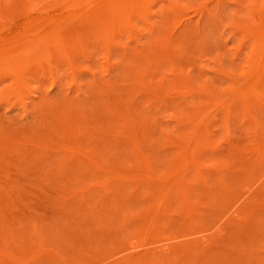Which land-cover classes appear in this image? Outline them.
Here are the masks:
<instances>
[{
	"label": "rangeland",
	"instance_id": "rangeland-1",
	"mask_svg": "<svg viewBox=\"0 0 264 264\" xmlns=\"http://www.w3.org/2000/svg\"><path fill=\"white\" fill-rule=\"evenodd\" d=\"M124 1L125 5L120 3L124 6L122 14L120 9L114 12L113 6V11L106 10L107 16L103 11L105 20L101 15L97 23L101 24L102 19L104 27L99 28L110 29L109 34H115L112 37L96 32L100 31L97 24V28L88 27L89 30L86 23H81L90 34L82 31V25L77 22L79 28L73 24L61 28L68 39L80 43L82 50L79 43L76 47L80 50H73L77 53H73L75 74L65 63L51 70L58 82L56 86L50 84L48 64L46 66L44 58L40 60V53H31L36 61L23 62L25 76L23 67L19 66L22 72L18 74L27 85L23 86L18 101L12 103L8 92L2 91L12 85L14 72H10L12 78L0 73V264H118L125 255L136 253L152 261L150 264H264V214L256 218L258 221L255 219L257 225L253 223L252 229L234 232L225 241L207 248L195 246L189 253L174 249L165 253L163 249L185 240L197 245V240L208 234L219 236L215 227L232 216L228 212L221 218L225 204L221 207L219 203L226 200L227 195L229 202L232 193L235 190L241 193L240 188L247 182L264 181V161L259 163L252 152L256 143L264 145V108L251 103L257 124L254 126L251 117L239 108L233 110L226 122L225 108L220 106L237 88L245 91L248 102L254 101L252 92H257L264 100V74L256 86L245 80L252 72L260 41L259 34L253 37L251 30L262 26L250 5L260 0H220L219 4L216 0H145L144 3L128 0L130 5ZM136 3H143V7ZM54 4L49 1L42 11L31 10L2 24L0 45L3 40L6 48L14 49L19 45L18 50L23 49L24 53L16 50L17 47L11 53L18 52L20 65L25 59H21V55L31 52L28 48L32 47V42L39 40L48 26L51 28L72 12ZM197 6L205 9L200 12ZM25 22H35L32 28L35 31H29L35 33L19 36L16 32L22 31ZM69 28L74 29L70 35ZM77 30L82 32L78 34ZM4 42L0 46V71L8 65L3 59L12 56ZM40 67L45 68L44 76ZM73 75L76 84L72 85ZM146 86L151 93L159 97L168 94L169 98L159 102V106L157 102L151 103L143 96ZM206 86L214 92L210 99L198 93ZM186 89L192 94L184 93ZM44 92L48 93L50 100L47 101H53L51 104L58 105L61 111V118L58 121L55 118L57 128L54 119L45 122L38 117L39 96ZM105 99L133 113L135 117L128 127H124L120 118H109L103 109ZM198 100L211 116L206 124L207 135L214 143L221 140L218 148H209L196 157L202 176L196 175L198 169L184 164L176 151L167 146L169 137L189 130L176 120L183 114L188 115L187 111L195 113L191 105ZM66 116L70 122L75 121L74 126L73 122L66 124ZM121 127L132 130L134 136L142 131L140 152L146 157V164L140 161L139 152L132 148L125 134L120 133ZM64 128L71 133H63ZM39 129L47 133L40 130L39 134ZM41 134L48 139L43 140ZM35 142L45 148L34 150L31 144ZM57 144L67 149L59 150L54 147ZM230 144L242 148L235 162H226L233 153ZM83 155L95 158L102 169L83 164ZM219 167L226 168V174H230L227 185L235 192L228 193L223 188L216 175ZM108 171L112 175L107 174ZM182 173L184 201L172 194ZM167 193L173 196L169 209ZM155 213L159 216L152 224L151 215ZM201 215L205 219L200 220ZM204 220L210 223L208 227L202 224ZM202 228L207 230L200 231L204 230Z\"/></svg>",
	"mask_w": 264,
	"mask_h": 264
},
{
	"label": "bare ground",
	"instance_id": "bare-ground-1",
	"mask_svg": "<svg viewBox=\"0 0 264 264\" xmlns=\"http://www.w3.org/2000/svg\"><path fill=\"white\" fill-rule=\"evenodd\" d=\"M49 1H54V3L55 4H57V5H62V7L64 8V10L65 9H67L68 11L69 10H72V12L68 15V16H65L64 18H62V19H59V20H57V22L55 23V24H53V25H51L52 27L50 28V26H48L49 27V29H47L46 28V30L43 32V33H41L42 35V37L39 39V38H37V36H36V38L37 39H39V40H37V41H34V42H32L33 43V45H32V47L30 46V48H28V50H30L31 52H25L26 54H28L29 56H25L24 54L23 55H21L22 53H24L23 52V49H22V51L21 50H18V48H21V47H17V46H19V45H17L16 46V44L14 45V46H16L17 47V49L16 50H18V51H20V55L22 56H20L21 57V59H23V58H25V59H23L22 60V64L20 65V63H21V61L18 59V52H16V53H14V54H16V55H12V53H13V51L12 50H14L15 51V48L13 49V47L10 49V48H8V52H10L9 53V55H12V56H4L3 58V60H4V64H6L7 62H8V65H5V67L3 66V69L4 70H2V71H0V73L1 72H4L5 74L4 75H6V76H8V75H10L11 73L10 72H14V75H15V77H11V75L9 76V77H11L12 78V85L10 86L9 85V87L8 86H6V87H8L7 89H6V87H4L6 90H3L2 89V91H4V92H8V97H9V100H11L12 101V103L13 102H15L17 99L19 100V98L21 99V95H22V91L24 90L23 88L24 87H26L25 86V81H24V79H23V77L21 76V75H19L18 74V72L19 71H21L20 69V67H23V69H24V67H26L25 65L26 64H24L23 62H32V61H36L37 59H36V57H34L31 53H36V54H42V55H44V57H42L40 54H39V56L42 58V59H40V57H39V59L40 60H42V61H44L45 60V62L44 63H46V66H47V64H48V66L46 67L47 69H48V71H49V75L51 74V76H50V78H51V81H50V84L51 85H53V86H56L55 84L56 83H58L57 82V80L54 78V76H53V72L51 71L52 69H56L58 66H62V65H60V64H68L69 65V69H70V71H71V73L72 74H75V67H74V55H73V53H75L76 51H73L74 49L75 50H80L81 49V47H80V43L79 42H76V40H70V38L68 39L67 38V33H65V32H61V28H63V26L65 25V26H68V24H73V25H76L77 26V28H79L78 26H80V25H82V31H84V30H86V31H88L87 29H83V27H84V25L83 24H81V23H86V25H87V27L86 28H91V27H96V24L97 23H100L99 22V18H101V15L103 14L104 15V13H103V11L104 12H106L105 14V16H107L108 15V13H107V11L108 10H110V9H112V7L114 6V8H115V10H114V12H117L116 11V9H120L119 11H120V13H121V9H122V7H124V6H122V5H125V1L124 0H0V31L3 29V23L5 22V21H8V20H12V18H14V17H18V16H22V15H24V14H26V13H28L29 11H31V10H41L42 11V8H44L46 5H47V3L49 2ZM132 1V0H131ZM131 1H129L128 2V0H127V3L129 4ZM136 1V0H135ZM139 1V0H138ZM137 1V2H138ZM141 2H143V1H145V0H140ZM219 1L220 0H216L215 1V3L216 4H219ZM133 2H134V0H133ZM146 2H147V0H146ZM120 3L122 4V3H124V4H122L121 6H120ZM144 3V2H143ZM142 3V4H143ZM54 4V5H55ZM132 4V3H131ZM134 4V3H133ZM136 4H139V3H136ZM141 4V5H142ZM53 5V6H54ZM117 5H119V6H117ZM130 5V4H129ZM140 5V4H139ZM140 5V6H141ZM200 5V4H199ZM118 8H117V7ZM256 12H257V14H258V16H259V19L261 20V22H262V26L260 27V26H255L254 28H253V30H251L252 32H254L252 35H253V37H255L257 34H259V35H257L259 38H260V41H258V46L256 47V55H255V57H254V60H253V66H252V72L249 74V75H247L246 76V81L248 82V83H250V84H252L253 86H256L257 85V82L259 81V78L261 77V75L262 74H264V0H260V1H258V2H255V3H252L251 5H250ZM56 7V6H55ZM121 7V8H120ZM141 7H143V6H141ZM197 7H199V6H197ZM201 7V6H200ZM196 8V9H199V11L201 10H203V9H205L204 7H201V8ZM47 8V7H46ZM45 8V9H46ZM113 8V9H114ZM206 8H207V6H206ZM113 9H112V11H113ZM44 10V9H43ZM80 10V12H77V11H79ZM107 10V11H106ZM122 11H124V10H122ZM200 11V12H201ZM194 12H196V11H194ZM119 13V14H120ZM130 13V11H128V14ZM198 13V12H197ZM15 14H18L17 16L15 15ZM122 14V13H121ZM203 14V13H202ZM102 15V16H103ZM118 15V14H117ZM14 16V17H13ZM100 16V17H99ZM105 16H103L102 17V19H103V21L105 20ZM12 17V18H11ZM48 19V18H47ZM50 19V18H49ZM48 19V20H49ZM102 19H100L101 20V24H97V27L99 28V26L100 25H102L103 27H104V23L102 22ZM38 20V19H37ZM46 20V18L44 19V21ZM51 20H53V18H51ZM187 20H189V19H187ZM35 22H36V19L34 20ZM44 21H41V22H44ZM186 21V20H185ZM192 21V20H191ZM35 22H33V23H35ZM41 22H39V24L41 23ZM51 22V21H50ZM50 22H48V23H50ZM75 22H77V23H80V25H78L77 23H75ZM188 22V21H187ZM33 23L32 22H25L24 23V25H23V28H22V31H20L19 33H17L16 32V34H20V35H22V34H34V33H32V32H29V31H31L32 30V28H34V25H33ZM47 23V24H48ZM75 23V24H74ZM189 24H190V22H188ZM195 23H196V21H195ZM43 24V23H42ZM44 24H46V22L44 23ZM38 25V24H37ZM36 25V26H37ZM41 25V24H40ZM113 26H114V24H112ZM43 26V25H42ZM41 26V27H42ZM45 26V25H44ZM75 26V27H76ZM195 26V25H194ZM193 26V27H194ZM39 27V26H38ZM37 27V28H38ZM84 27V28H85ZM96 27V28H97ZM101 27V26H100ZM103 27H101V28H103ZM191 27V26H190ZM192 27V28H193ZM36 28V27H35ZM76 28V29H77ZM88 28V29H89ZM101 28H99L98 30H100V31H96V32H100V33H104V34H102V35H104L106 38H108L107 36H113V35H115V34H109L110 32L109 31H111L110 29H109V31H108V29H106V28H104V30L103 29H101ZM66 29V28H65ZM70 29V28H69ZM68 29V30H69ZM72 29V28H71ZM70 29V31L68 32L69 33V35L72 33L71 31H73V30H71ZM114 29V28H113ZM195 29V28H194ZM260 29H261V31H260ZM67 30V29H66ZM90 30V29H89ZM92 30H94L95 31V29H91V31ZM106 30V32H103V31H105ZM32 31H35L34 29L32 30ZM78 31V30H77ZM81 31V32H82ZM93 31V32H94ZM37 32H38V30H37ZM39 32H42V31H39ZM81 32H79L78 31V34L79 33H81ZM89 32V33H88ZM87 33L86 32H84V33H86V34H90V31H88ZM74 33V32H73ZM1 34V33H0ZM3 34V33H2ZM40 34V33H39ZM38 34V35H39ZM58 34H63V35H61V37H59V35ZM64 34H65V36H64ZM92 34V33H91ZM93 34H95V33H93ZM97 34V33H96ZM19 35V36H20ZM37 35V34H36ZM64 36V37H63ZM103 36V37H104ZM39 37H40V35H39ZM63 37V38H62ZM67 38L68 40H65L64 38ZM69 37V36H68ZM104 37V38H105ZM22 38V37H21ZM19 41H20V39H19ZM65 41H67V42H65ZM68 41H70L72 44H70V42H68ZM73 41H74V43H73ZM3 42H4V40H3ZM3 42H2V44H3ZM13 42H14V40H13ZM31 41H29V42H27V43H30ZM75 42L77 43V44H75ZM106 42H107V39H106ZM7 44H8V42H6ZM78 43H79V46H78ZM1 44V45H2ZM18 44V43H17ZM26 44V43H25ZM24 44V45H25ZM69 44H70V46H69ZM0 45V46H1ZM4 45H5V48H6V44H5V42H4ZM4 45L2 46V47H4ZM24 45H23V48H24ZM30 45V44H29ZM76 45L78 46V47H80V49H77V47H76ZM107 45V44H106ZM8 46H10V45H8ZM28 47V46H27ZM26 47V48H27ZM6 48V49H7ZM25 48V49H26ZM9 49H10V51H9ZM83 49H84V47H83ZM1 50V49H0ZM2 50H4V49H2ZM82 50V49H81ZM164 50L165 49H163L162 51L164 52ZM167 50H169V49H167ZM171 51H172V49H170ZM106 53L108 54V51H109V47H108V45H107V47H106ZM166 51V50H165ZM0 52H2V51H0ZM12 52V53H11ZM54 52H57L58 54H55L54 55ZM80 52V51H79ZM75 54H77V53H75ZM164 54H165V52H164ZM0 55H2V54H0ZM58 55V57H56L55 58V56H57ZM73 57H72V56ZM31 56H33L34 57V59H36V60H34L33 58H31ZM165 56V55H164ZM29 58H31V59H29ZM43 58H44V60H43ZM5 59H6V63H5ZM28 59V60H27ZM38 59V60H39ZM30 60V61H29ZM19 61H20V63H19ZM39 62V61H38ZM9 63H10V65H9ZM40 63V62H39ZM23 64H24V66H23ZM41 64V63H40ZM12 65V66H11ZM43 65V64H42ZM2 66V65H1ZM20 66V67H19ZM43 67V66H42ZM49 67V68H48ZM2 68V67H1ZM20 68V69H19ZM41 68V67H40ZM42 70H41V72H42V74H43V76H44V73H43V70L45 69H43V68H41ZM24 72H22V74L23 73H25L26 72V68L23 70ZM20 72V73H21ZM47 72V70H45V73ZM7 73H9V74H7ZM1 74H3V73H1ZM24 76H25V74H23ZM47 75H48V72H47ZM1 76V75H0ZM42 76V75H41ZM42 76V77H43ZM8 77V78H9ZM45 77H46V75H45ZM2 78H4L3 76H2ZM15 78V80H13ZM49 78V79H50ZM0 79H1V77H0ZM27 79V78H26ZM44 79V78H43ZM47 79V78H46ZM45 80V79H44ZM1 81V80H0ZM2 82V81H1ZM71 82H72V85H73V83H75L76 81H75V76L73 75V77H72V80H71ZM238 82V81H237ZM69 84H71V83H69ZM76 84V83H75ZM74 84V85H75ZM134 83H132V85H133ZM27 85V84H26ZM24 86V87H23ZM205 87V86H204ZM10 88V89H9ZM103 89V88H102ZM105 89V88H104ZM37 90V89H36ZM35 90V91H36ZM144 91V97L146 96L147 98V100L148 101H150L151 103L153 102V103H155L156 104V102H157V105H158V103L159 102H161L162 103V101H164L165 99H168L169 98V96H168V94H166V95H164V96H162V97H159V96H157V95H155V94H153V93H151L150 92V90H149V88L146 86V88H144L143 89ZM187 91H185L184 93H186V94H192V91L191 90H188V89H186ZM210 89L209 88H207V86H206V88H202V89H199V91H198V93H200L201 95L203 94V96L206 98V99H210V98H212L213 97V93L212 92H210L209 91ZM30 91H31V89H30ZM67 91H68V86H67ZM209 91V92H208ZM1 92V91H0ZM31 92H33V91H31ZM64 92H66V91H64ZM3 93V92H2ZM212 93V94H211ZM143 94V93H142ZM61 95V94H60ZM231 95V94H230ZM252 96H253V98H254V101H252V102H248L247 101V99L245 98L246 97V93H245V91L244 90H242V89H238L237 88V90H235L234 92H233V95L232 96H230L229 98H227V100L225 101V102H222V103H220V106H223L224 108H225V121L226 122H228V120H229V118H230V116H231V114H232V112H233V110H235L236 108L238 109H241L246 115H248V116H250L251 117V119L253 120V122H254V126H257V124H256V122H255V115H254V113H253V111H252V107H251V103H257L258 104V106H259V108H264V100H262V99H260V97H259V94L257 93V92H252ZM37 97V96H36ZM48 97V93H46V92H44L43 94H41L40 96H39V106L38 107H40L39 109L37 108V110L39 111V119H45V122L47 121L46 119H49V121H50V119H54L55 120V118H56V120L59 118H61V111H59V109L57 108L58 107V105H57V107H55V106H53L51 103L53 102V101H51V102H48L47 101V98ZM10 98H12V99H10ZM56 98V97H55ZM54 98V99H55ZM200 98H201V96H200ZM203 98V97H202ZM17 100V101H18ZM48 100H50V99H48ZM71 100V99H70ZM80 101V100H79ZM85 101V100H84ZM40 102H41V105H40ZM102 102H104L103 103V105L105 106V108H103V109H105V111H106V114L108 113V115H110L109 116V118H111V119H113V120H115V119H117V118H120V120L122 121V123H123V125H124V127H125V125L128 127V123L132 120V117H135V116H132L133 115V113H129V112H125V110H122L121 108H119L118 107V104H116V105H112L107 99H105V101H102ZM149 102V103H150ZM2 103V102H1ZM57 103V102H56ZM160 103V104H161ZM54 104V103H53ZM58 104V103H57ZM100 104V103H99ZM99 104H98V106H99ZM159 104V105H160ZM153 105V104H152ZM158 105V106H159ZM37 106V105H36ZM79 106V105H78ZM96 106V105H95ZM12 107H13V105H12ZM191 107H192V110H194L195 111V113H191V111H187V114L188 115H184L183 114V116L181 115L180 117H178V119L176 120L178 123V125L179 124H184V125H186V126H188L189 127V130H187L185 133L184 132H182V134L181 135H179V136H173V137H169V135H168V137H169V139H168V143L169 144H167V146L170 148V149H172L173 151H176V154L179 156V158L180 159H182V162L184 163V164H187L188 166L190 165V166H193V167H195L196 169H198L197 170V173H196V175H200V176H202V172H201V170H200V167L197 165V159H196V157L197 156H199L198 154L200 153V154H202L203 152L202 151H207V149H216V148H218L217 146L220 144V143H218V142H220V141H217V143H214L212 140H211V137H210V135L208 134L207 135V128H206V124L208 123V121L210 120V115L209 114H207V112L204 110V105H202V101L200 100H198L197 102H195V103H193L192 105H191ZM60 109H61V107H59ZM97 108V107H96ZM95 108V109H96ZM118 108L120 109V110H118ZM98 109V108H97ZM37 110H36V114L38 113L37 112ZM117 111V112H116ZM26 112V111H25ZM62 112H64V111H62ZM65 113V112H64ZM70 113V112H69ZM68 112H67V114H69ZM38 115V114H37ZM64 115V114H63ZM62 115V117H64ZM66 115V114H65ZM108 115H107V117H108ZM135 115H136V113H135ZM68 116V115H67ZM65 117L66 119H65V121H66V124L67 123H69L70 122V120L71 119H68V117ZM71 116V115H70ZM73 116H75L76 117V115H73ZM78 116V115H77ZM37 117V116H36ZM106 117V118H107ZM70 118V117H69ZM58 119V120H59ZM136 119H137V117H136ZM56 120H55V122H56ZM57 120V121H58ZM67 120H69L68 122H67ZM110 119H108V121H109ZM30 121V120H29ZM44 121V120H43ZM63 121H64V118H63ZM63 121H62V119H61V123H63ZM74 121V120H73ZM73 121H71V122H73ZM77 121H78V119H77ZM104 121H106L105 119H104ZM107 121V122H108ZM9 122V121H8ZM55 122H53V124L55 123ZM60 122V121H59ZM70 122V123H71ZM75 122V121H74ZM74 122L72 123L73 125L72 126H74ZM110 122H113V121H110ZM48 123V122H47ZM52 123V122H51ZM60 123V124H61ZM65 123V122H64ZM114 123V122H113ZM9 124V123H8ZM59 124V125H60ZM109 124V123H108ZM24 125H25V123H24ZM49 125V124H48ZM51 125V124H50ZM55 125H57V122H56V124H54V127H55ZM68 125V124H67ZM71 125V124H70ZM58 126V125H57ZM57 126L55 127V128H57ZM53 127V126H52ZM61 127H63L62 125H61ZM61 127L59 126V128H60V130H63V129H61ZM65 127V126H64ZM111 126H109V128H110ZM113 127V126H112ZM111 127V128H112ZM7 129V128H6ZM35 129V128H34ZM67 129V128H66ZM65 128H64V131H62L63 133H71V132H69V131H65L66 130ZM68 129H70V127L68 128ZM127 129V128H126ZM29 130V129H28ZM40 130L41 129H39L38 131H37V133H39L40 132ZM121 130H123V131H120V133L121 134H125L124 136L126 137V138H128V140H130V142L129 143H131V146H132V148L134 149V150H136V152L138 151L139 152V154H138V156H139V159H140V161L142 162V163H145L146 164V162H147V159H146V157L140 152V148H141V144H140V142H139V140H140V138H141V135L143 134L142 133V131H139L140 133H139V135H133L134 133L132 132V130H124V128H122L121 127ZM13 131V130H12ZM57 131V130H56ZM33 132V131H32ZM41 132H43V134L44 133H47L46 131H44V130H41ZM123 132V133H122ZM67 133V134H68ZM34 134V133H33ZM40 134V133H39ZM168 134V133H167ZM11 136V135H10ZM37 136H39V135H37ZM37 136H36V138H37ZM42 136V138H43V140H47L48 138H46V136L45 135H40V137ZM14 137V136H13ZM10 138V137H9ZM39 138V137H38ZM11 139V138H10ZM41 139V138H40ZM9 140V139H8ZM42 140V141H43ZM49 140H51V139H49ZM13 141V140H12ZM45 141H43V143L45 142ZM4 142V141H3ZM6 142H9V141H7L6 140ZM29 142V141H28ZM53 142V141H52ZM10 143V142H9ZM20 143V142H19ZM38 143V142H37ZM36 142L34 143V144H31V145H33L34 146V150H38L37 148H40L41 149V147L42 148H45V146L43 147V146H41V145H43V144H37ZM30 144V143H29ZM45 144V143H44ZM47 144V143H46ZM54 144H55V142H54ZM229 145V144H228ZM12 146V145H11ZM32 146V147H33ZM48 146V145H47ZM50 146L52 147V145H51V143H50ZM54 146V145H53ZM31 147V148H32ZM54 147H57L59 150L60 149H62V150H66L67 149V147L65 146V145H62V146H59L58 144L56 145V146H54ZM229 147V146H228ZM230 147H231V149L233 150H231V152H233L232 153V155H231V157L230 158H228V160L226 161V162H230V161H233V162H235V161H237V159H239L240 157H239V155H240V151L242 150V148L241 147H237L236 145H234V144H230ZM229 147V148H230ZM6 148V147H5ZM30 148V147H29ZM58 149H56L55 148V150L57 151ZM18 150V149H17ZM43 150V149H42ZM50 150H52L51 148H50ZM44 152H45V150H44ZM137 152V153H138ZM229 152V151H228ZM252 152H253V155L255 156L254 157V159H256L257 161H259V163L261 162V161H264V145H261V144H259V143H256L255 144V146H253V148H252ZM41 153V152H40ZM49 153V152H48ZM231 154V153H230ZM229 154V155H230ZM37 155V154H36ZM201 156V155H200ZM80 157H82V155H80ZM59 158V157H58ZM77 158H79V157H76V159ZM83 158L84 159H82V158H80L79 159V161H77V162H81V161H84L85 163H83V164H85L86 165V163H87V165H91L92 167H94L95 169L97 168V169H102V167H101V164H100V162H98L95 158H89L88 156H84L83 155ZM198 158V157H197ZM75 159V158H74ZM82 159V160H81ZM81 160V161H80ZM72 161H74V165H78V163L75 161V160H73L72 159ZM239 161V160H238ZM77 164H76V163ZM65 164H67L66 163V161L64 162ZM81 163V164H82ZM59 165L61 164V163H58ZM71 164V163H70ZM82 164V165H83ZM252 164H253V162H252ZM240 165V164H239ZM244 164L243 163H241V166H243ZM81 166V165H80ZM77 168V167H76ZM262 168H264V167H262ZM226 172H227V170H226V168H221V167H219L218 169L216 168V175L218 176V178H220V180L222 181V184H223V188L225 189V191H227L228 193L231 191V193H232V191L233 190H229V187L230 186H228L227 184H229V183H227V182H229L228 181V177H229V175H227L226 174ZM229 173V172H228ZM262 173H264V172H262ZM107 174H109V175H112L111 174V172L110 171H108L107 172ZM234 174V173H233ZM182 175H184L183 173L181 174V177H180V180H178L175 184H174V189H173V196L176 194L177 196H179L180 198H183L182 200L184 201V199H185V197H186V195H185V191L184 190H182V180L184 179V177L182 176ZM238 176V175H237ZM262 176H264V175H262ZM236 177V176H235ZM240 177H242V176H240ZM256 177V176H255ZM234 178V177H233ZM261 178V177H260ZM241 179V178H240ZM239 179V180H240ZM237 180H238V178H237ZM181 181V182H180ZM203 182H205V181H203ZM252 181H250V183H251ZM182 183V184H181ZM248 183V182H247ZM247 183H245V184H243L242 185V187L240 188L241 190H243L241 193L240 192H238V194L236 193L237 192V190H235V191H233V192H235L234 194L232 193V197L229 199V202L227 201V197H228V195L225 197V199L226 200H224L222 203H219L220 205H221V207H222V205L223 204H225V207L223 206L221 209H222V212L224 211V213H222V215H221V218H223V216L224 215H226L228 212L229 213H231L232 214V216H233V213H234V216L232 217H230V218H228L227 217V221L226 222H224V223H219L218 225L215 223V225L214 226H216L215 227V230H217L216 232H217V234L219 235V236H215L213 233V235L214 236H212V235H204V236H202L201 237V235H200V237H201V239L200 240H197V241H199V242H197L196 244L197 245H193L194 243H192L191 241H189V240H185L184 242H181V243H173V244H170V245H168L167 247H165V248H163L164 249V251H165V253H169V251H170V249H174V251H177V252H181V253H189L195 246H197V247H204V248H207V247H209V246H211L212 244H215V243H218L219 241H225L226 239H227V237L228 236H230V235H232L234 232H237V233H242V232H244L246 229H252L253 227H255V226H253L254 224L255 225H257V222L255 223V221L257 220V219H259L260 217H261V215L262 214H264V181H260V182H258L257 180L256 181H254L253 180V182L251 183V184H247ZM206 184V183H205ZM224 185H225V187H224ZM189 188V187H188ZM227 188V189H226ZM210 189V188H209ZM212 189V188H211ZM229 190V191H228ZM171 191V190H170ZM225 193V195L226 194H228V193ZM168 194L169 193H167L166 194V196H168ZM172 194H169V197H168V203H167V207H168V209H169V207L171 206V204L170 203H172L171 202V200H172ZM224 195V196H225ZM106 198H108V197H106ZM106 198H105V200H106ZM106 202H108L107 200H106ZM228 203V204H227ZM124 204V203H123ZM227 205V206H226ZM219 206V205H218ZM122 207H124V206H122ZM120 208V209H122V210H124V208ZM223 208H225L224 210H223ZM167 209V208H166ZM121 210V211H122ZM127 210V209H126ZM125 211V210H124ZM155 210L153 209V211H152V213L154 212ZM165 211V210H164ZM123 212V211H122ZM156 213H158V212H156ZM152 214L151 216H152V218H151V222H152V224H154L155 222H156V220H157V218H156V216H157V214ZM216 213V212H215ZM161 214H163V213H160L159 212V215H161ZM158 215V216H159ZM164 215V214H163ZM203 215V214H202ZM201 215V217H200V220H201V218H202V220H203V216ZM229 215V214H228ZM157 216V217H158ZM213 216H214V212H213ZM260 216V217H259ZM213 218V217H212ZM220 218V219H221ZM257 218V219H256ZM205 219V218H204ZM216 219V218H215ZM219 219V218H218ZM219 219V221H221ZM256 219V220H255ZM159 220V219H158ZM205 221V222H204ZM203 222H202V224L203 225H205L206 226V224H207V222H206V220H204ZM216 221V220H215ZM222 221H225L224 219L222 220ZM221 221V222H222ZM258 221V220H257ZM218 222V221H217ZM254 223V224H253ZM208 224H210V223H208ZM208 224H207V227H208ZM214 226H212L211 228H213ZM202 229H204V230H200V231H205V230H207V228H202ZM208 230H209V228H208ZM235 230V231H234ZM192 233V232H191ZM196 233V232H195ZM195 233H192V234H195ZM204 233V232H203ZM186 234H188V233H186ZM203 235V234H202ZM186 236V235H185ZM199 239V238H198ZM191 240H193V239H191ZM164 245V244H163ZM163 247V246H162ZM163 249H162V251H163ZM137 254L138 253H136V255H132V256H129V255H125L124 257H122V259H120L117 263L118 264H150L151 262L149 261H147V259L148 258H145V257H142L141 255L140 256H137ZM158 263V262H157ZM153 264V263H152Z\"/></svg>",
	"mask_w": 264,
	"mask_h": 264
}]
</instances>
